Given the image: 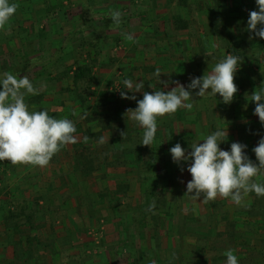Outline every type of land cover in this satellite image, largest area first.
<instances>
[{"label": "crops", "instance_id": "crops-1", "mask_svg": "<svg viewBox=\"0 0 264 264\" xmlns=\"http://www.w3.org/2000/svg\"><path fill=\"white\" fill-rule=\"evenodd\" d=\"M15 1L12 3L19 7L11 22L21 27L17 25L13 34L0 31V45L12 44L14 39L10 38L15 37L20 42L17 49L22 51L30 35L35 40L39 37L48 40L50 52L44 45L43 51L31 50L39 61L42 56L50 58L35 67L40 75L33 85L38 84L39 92L55 91L52 106L56 108H51L49 115L68 118L79 130L74 134L78 142L62 148L50 161L49 164L59 166L50 176L45 167L0 162L7 163L6 173L0 172V264H226L224 253L228 249L234 250L239 264H264L263 256L248 258L250 249L259 252L264 244V217L251 219L245 211L255 193L246 198V206L223 198L207 204L200 203L203 197L194 201L191 199L194 193H186L187 182L192 179L187 171L191 161L177 164L169 151L180 143L187 155L193 143H203L217 129H227L228 137L220 144L221 149L230 151L231 143H242L247 145L246 155L258 163L252 149L264 137V125L254 115L256 105L251 95L264 87V64L238 65L240 74L236 72L235 76H244L240 84L246 82L238 92L243 97L239 99L236 93L233 101L222 108L208 103L207 93L198 97L195 95L198 90L187 89L190 78L202 77L221 61L216 53L222 50L220 41L227 31L218 27L219 23H212L217 20L212 11L219 0H186L188 7L182 0H32L42 5L32 26L19 23L20 15L25 18L26 13L19 15L18 11L24 9L20 5L31 0ZM222 1L228 5L231 2ZM238 10L225 7L223 14L229 18L232 32L248 39L244 50L250 54L255 48L251 40L256 36L248 30L247 21L253 10L247 6L242 12ZM112 11L121 13L119 26L106 25V12ZM51 17L58 21L56 32L46 28L45 22ZM180 19L176 26L174 21ZM59 20L66 21L65 30ZM89 24L90 28L85 26ZM126 33H131L134 41H121L117 45V40H122ZM136 39L140 42L137 48ZM3 53L2 61H6L9 52ZM83 61L96 62L91 82L93 92L88 94L85 109L72 102L71 94H60L73 75L64 72L65 65L76 68ZM157 69L160 77L155 75ZM197 70H201L199 75ZM125 79L133 85L143 81L144 88L130 92L123 84ZM176 81L192 92L193 100L189 101L194 105L192 110L181 108L158 118L154 143L142 145L143 129L128 118L126 110L137 107L136 101L143 98L144 91L167 92L176 87ZM121 91L129 97L134 95L136 100L121 98ZM62 97H66V104L62 103ZM240 100L246 102L239 103ZM89 116L97 118L89 120ZM117 116L119 122L104 130L107 117ZM236 123L239 130L235 129ZM87 130L104 134L102 144L92 138L85 142L86 148H95L96 155L92 158L95 171L84 173L75 168L67 171L69 165L78 162L75 149L83 145ZM129 130L139 138L136 147L142 150L140 157L123 151L132 143L123 139ZM121 132H125L124 137ZM106 160L114 161V165L103 167ZM254 180L264 184V173ZM117 186H123L120 193ZM149 196H156L161 205L155 204L149 210ZM147 211L158 214V221L133 219L140 217L139 212ZM231 217L239 224L245 222L248 228L239 230L237 239L219 237L218 232L226 231ZM96 218L101 225L97 228L103 231L100 240L85 230L90 219Z\"/></svg>", "mask_w": 264, "mask_h": 264}, {"label": "clouds", "instance_id": "clouds-1", "mask_svg": "<svg viewBox=\"0 0 264 264\" xmlns=\"http://www.w3.org/2000/svg\"><path fill=\"white\" fill-rule=\"evenodd\" d=\"M258 11L249 13L248 30L256 37L264 39V0H255ZM19 5L10 3V0H0V31L10 30V20L15 15ZM111 19L116 26L121 22V13L112 11ZM258 25L260 26L258 28ZM125 39L132 41V34H124ZM251 38V37H250ZM240 57L228 54L215 64L210 72L202 77L190 78L187 89H199L195 95L204 97L205 94L216 96L219 94L225 104H230L238 92L235 84V75L239 68ZM155 75L160 77L161 72L156 70ZM176 87L170 91L155 90L143 92V98L136 101L135 109L126 110L128 118L136 122L143 129L141 144L152 146L157 132V120L165 115H172L179 109L191 111L193 94L186 90L178 81ZM125 88L130 92H140L144 88L143 81L135 83L125 79ZM0 161L10 162L12 165H30L41 168L47 167L52 158L67 145L77 143L74 135L77 131L74 122L68 118L57 119L50 116L47 110L30 111L25 101L26 95H38L39 90L34 87L28 76L17 78L11 72H4L0 77ZM151 87V86H150ZM210 90V91H209ZM121 98L133 99L121 91ZM255 102L254 115L259 117L264 125V87L255 90L251 95ZM35 108V106H32ZM73 115H76L73 113ZM125 132H121L124 137ZM228 132L217 129L207 135L203 143H193L191 151L185 154L180 143L170 148L174 162L191 161L187 171L192 179L187 182V192L191 199L207 204L217 198L230 199L238 206H246L245 201L250 193L257 197H264V184L254 180L264 173V137L252 151L258 163H254L245 153L244 145L233 142L229 150H223L220 144L227 140ZM88 137H84V142ZM101 138L100 143H103ZM184 171L183 168L180 169ZM153 201L149 210L154 208ZM226 264H239L238 257L233 249L225 251ZM155 264V262H153Z\"/></svg>", "mask_w": 264, "mask_h": 264}, {"label": "trees", "instance_id": "trees-1", "mask_svg": "<svg viewBox=\"0 0 264 264\" xmlns=\"http://www.w3.org/2000/svg\"><path fill=\"white\" fill-rule=\"evenodd\" d=\"M12 1L16 2L15 0H10V3H12ZM182 1L185 3V7L189 6V5H186L187 4L186 0H182ZM229 6L232 9L233 8L239 9L238 11H240V12H242V10L245 6L251 7L252 10L258 11L255 0H231L230 5L224 4L222 0H219L218 3L215 4L212 13H214L217 16V20L213 21L212 23L213 24L219 23L220 25H218V27L223 26V29L225 31H227L226 35L222 38L223 40L220 41L223 48L221 51L216 53L217 59L222 60L228 54H233V55L240 57V63L238 65L243 64L244 62L245 63L255 62L256 64H260V65L264 64V39H261L259 37H254L251 41L254 44L255 48L250 50L251 51L250 54L247 53L244 49H246L245 46L248 45V39L245 37H242V36H237V34L235 35V33H233L231 30L229 18L224 17L223 10L225 9V7H226V9L230 8ZM47 12H49V10H47ZM232 12H233V10H232ZM143 14H145V13H143ZM105 16H106V25L108 27H115L116 25L114 24L113 20L111 19L110 14L106 12ZM15 17H16V15H14L12 18H15ZM142 17H144V15ZM142 19H141V21H142ZM131 21L132 20L129 19V22H131ZM180 21H182V19H180L178 21L175 20L174 24L177 26L178 22H180ZM259 27L260 26L258 25V28ZM215 28H216V26L213 25L212 29H215ZM39 32H41V31H39ZM126 34H129V33H126ZM106 36L103 38V40L107 39ZM35 39H36L35 36L30 35L27 38V40L25 41L24 46L22 44V46H23L22 51L21 50L16 51V52L12 51V58H16V57L18 58L19 57L18 60L16 58V61H18L19 65L22 64V69L17 73V75H18L17 78L28 75L29 78H31L30 80L32 83H33L34 79L40 75V71L37 72V70L35 68L37 66V64L39 62L43 63V61L50 59L49 57L45 58L44 56H42V61H39L37 58H35L33 56L35 52H33L31 50L33 48H37V49L43 51L44 50L43 45L45 43L43 38H41V37H39V40H38V38H37V40H35ZM121 41H126L125 36L122 37V40H121V38H119L117 40L116 44L119 45L121 43ZM133 41H134V39H133ZM139 43L140 42L138 41V39H136V41H135V47L136 48L138 47ZM37 46H39V47H37ZM106 54H108V53H106ZM4 55H5V53H3V51L0 50V57H3ZM6 61H8V59ZM170 61L171 60L169 59L168 61L165 62V64L168 65L170 63ZM53 63L55 64L56 61ZM95 63L96 62H92V61H83V62H79L77 64L76 68H73V65L68 64V66L65 65V69H64V72H67L68 75L71 72H73V75L71 76L70 84L66 85V86H62L60 94H63L65 96L71 94L72 102L74 104L79 103L82 107H84V109H85V106L87 103L88 94L92 92L91 82L94 79V65H95ZM44 65L45 64H43V67H42L43 68L42 70H44L42 72V74H45V70H46ZM49 67H50V65H49ZM200 71L201 70H197L196 74L199 75ZM237 73L240 74V71H238ZM255 74H257L256 71H255ZM240 78L244 79V76H242V77L238 76V78L235 76V80H234L235 84L238 87V92L240 89H242L246 86L245 85L246 82H244V81H242V84H240L241 83ZM190 82L191 81H189V83ZM37 85H38L37 83L34 84V87H37ZM193 90H199V89H193ZM238 92H237V94H239ZM54 95H55V91H50L47 89L44 92H39L38 95H29V96L25 97V101L29 105L30 111L47 110L48 114H50L51 106L53 105V101L55 100ZM241 97H243L242 94H239V99H241ZM62 99H63L62 103L65 104L66 97H62ZM241 101H243L244 103L246 102V100H240L239 103H241ZM207 102L211 103L212 106L216 105V107H221V108H222V106L225 107V103L222 101V99L220 98L219 95L212 96V95L208 94ZM33 105L35 106V108L32 107ZM95 117L97 118V116H95ZM95 117L89 116L88 119L89 120L94 119ZM119 119H120V117H118V116L115 118L107 117V122L104 123L103 129L104 130L111 129L113 127L112 124L119 122L118 121ZM235 129L236 130L240 129L237 123L235 125ZM77 130H79V129H77ZM98 133H101V132L87 130L84 133V135L87 136L88 140H89L90 138H93V137L100 138ZM116 139H118L119 141L122 142V140L120 138H115V141H117ZM123 139L125 141H131L132 142L130 146H127L126 150H123L125 153H127L129 155L136 154L139 157L141 156V154H143L142 150L139 151L136 147L139 144L138 143L139 138H136V135L133 133V131L129 130L128 136H126ZM162 141L164 142V140H162ZM85 145L86 144L84 142L81 147H78L75 149L76 155H77V161H78L75 164V169L83 170L84 173H91L92 171H95V168L90 163V161L85 159L82 155L83 151H85V149H86ZM164 150L165 149H161V151H164ZM108 157H109V155H106L105 158L108 159ZM161 159H163V157ZM113 165H114V161L109 162L106 160V161H104L103 167H106V166L109 167V166H113ZM1 168H3L2 171L4 173H6L7 163H0V172H1ZM162 177H163V175H162ZM122 187L123 186H117L119 193H120V191H122V189H123ZM103 199H104V196H103ZM250 200L251 201L247 203V209L245 210V211H247L246 212L247 217H250L251 219H259L261 217H264V197H257L255 195ZM153 201L155 202L156 205L160 204L158 202V198L156 196H154V197L149 196L147 198L148 204H152ZM138 214H141L140 217H136V218L133 217V219L135 221L138 220L140 222H147L149 218L153 221H158V219H159L158 214H156L155 212H152V211H147V212H144L143 214H142V212H139ZM234 219H235V217H231V219L228 220V222H227L228 224L226 226V231L218 232L219 237H222L224 239H226V238L237 239V238H235V237H237V232L239 230H246L248 228V226H246L245 222L242 221V223L239 224V223H237V221H234ZM243 220L246 221L245 219H243ZM251 223H253V222H251ZM263 242H264V239H263ZM256 255H260V256L264 257V244L262 245L261 250L259 252L254 251L253 249L252 250L250 249V254H249L248 258H252ZM253 262H254V260H253Z\"/></svg>", "mask_w": 264, "mask_h": 264}, {"label": "rangeland", "instance_id": "rangeland-1", "mask_svg": "<svg viewBox=\"0 0 264 264\" xmlns=\"http://www.w3.org/2000/svg\"><path fill=\"white\" fill-rule=\"evenodd\" d=\"M37 3H35V2H33L32 0L31 1H27V3L25 4V5H20L21 7H23L24 9L23 10H21V9H19L18 11H19V15L20 14H22V13H26V16H25V18H24V16L23 15H20V24L22 23L23 25H25V26H28V25H30V26H32V25H34L35 24V22H36V20H37V17H36V15L38 16L39 14H40V10H41V2H39V1H36ZM35 4H36V6H35ZM93 12V11H92ZM36 14V15H35ZM59 22H61L62 24H63V26H64V30H65V26H66V21H60L59 20ZM58 21H55V20H53L52 19V17H51V19H48L46 22H45V25H46V28L50 31V30H55L54 32H56V30L58 29ZM17 25H19V24H14L13 22H11V20H10V30H8V32H10V33H12L13 34V32H15V30H18L17 28H16V26ZM86 27H88V28H90V24L89 25H85ZM19 27H21V25H19ZM54 27V28H53ZM68 27H70V25L68 26ZM67 27V28H68ZM48 31V32H49ZM22 32H24V31H22ZM53 31H51V34H53V35H56L57 33H54ZM78 35V34H77ZM77 35H76V37H77ZM11 37V36H10ZM12 39H14L13 40V42H12V44L11 43H8V42H4V43H1L2 45H0V50L1 51H5V52H9V53H7V59H8V61H2V57H0V77H2V74L4 73V72H11L13 75H15V76H18L17 75V73L22 69V64H18L17 63V61H16V58H12V51H14V52H16V51H18V46H19V40H18V38H17V40H16V38L14 37H11L10 38V40H12ZM66 39V38H65ZM69 38L67 37V40H68ZM77 39L78 40H80L78 37H77ZM17 41H18V43H17ZM0 42H1V37H0ZM44 42H45V44H44V46H45V50L47 51V52H50V50H51V46L50 45H48V44H50V43H48V40L47 39H44ZM76 44V43H75ZM80 44V43H79ZM49 46H50V48H49ZM6 59V58H5ZM17 59H19V57L17 58ZM10 60V61H9ZM39 60V59H38ZM40 63V62H39ZM38 63V64H39ZM23 74V73H22ZM28 76V75H27ZM28 78H29V76H28ZM29 79H31V78H29ZM91 87H92V85H91ZM0 90H2V86H0ZM92 92H93V90H92ZM90 94V93H89ZM67 103V101H65V104ZM51 108H56L55 106H52ZM98 135L100 136V138H98V137H93L92 138V140L93 141H96V139H98V140H101V138H103V134L102 133H98ZM102 136V137H101ZM102 144V143H101ZM83 157L85 158V159H87V160H89L90 161V163L92 164V165H95V162H94V160L92 159V158H94V156L96 155V152H95V148L92 150V149H89V148H86L85 149V151H83ZM73 168H75V165L73 166V164H71V165H69L68 166V169H67V171H69L70 169L71 170H73ZM3 169V168H2ZM2 169H1V171H2ZM57 170H59V166H55V164H49L47 167H45V169H44V171H46L45 173L46 174H48V176H50V173H52V172H55V171H57ZM66 170V169H65ZM81 171H83V170H81ZM84 172V171H83ZM52 174H54V173H52ZM80 223L82 222V220L80 219V218H78L77 219ZM99 224L100 222H98V218H96V219H90V223H89V226L87 227L86 226V232H88V230H90V235L93 237V238H95V240H100V238L103 236V231L100 229V228H97L98 226H101V225H98L97 223ZM95 225V226H94ZM90 228V229H89ZM94 228H96V229H94ZM247 263H249V262H247ZM245 264V263H244Z\"/></svg>", "mask_w": 264, "mask_h": 264}]
</instances>
